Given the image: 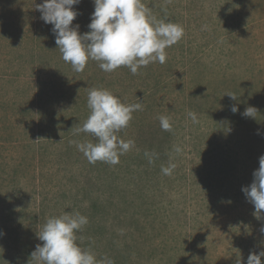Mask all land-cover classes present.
I'll list each match as a JSON object with an SVG mask.
<instances>
[{
  "label": "rangeland",
  "instance_id": "1",
  "mask_svg": "<svg viewBox=\"0 0 264 264\" xmlns=\"http://www.w3.org/2000/svg\"><path fill=\"white\" fill-rule=\"evenodd\" d=\"M0 264H264V0H0Z\"/></svg>",
  "mask_w": 264,
  "mask_h": 264
}]
</instances>
